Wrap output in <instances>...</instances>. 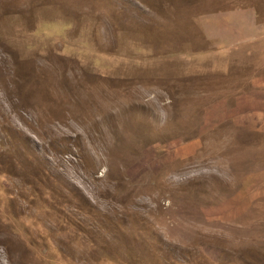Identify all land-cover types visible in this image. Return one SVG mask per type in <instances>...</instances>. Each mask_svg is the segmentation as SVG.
Instances as JSON below:
<instances>
[{
    "label": "rangeland",
    "instance_id": "obj_1",
    "mask_svg": "<svg viewBox=\"0 0 264 264\" xmlns=\"http://www.w3.org/2000/svg\"><path fill=\"white\" fill-rule=\"evenodd\" d=\"M241 9L264 21L0 0V264H264V27Z\"/></svg>",
    "mask_w": 264,
    "mask_h": 264
},
{
    "label": "crops",
    "instance_id": "obj_2",
    "mask_svg": "<svg viewBox=\"0 0 264 264\" xmlns=\"http://www.w3.org/2000/svg\"><path fill=\"white\" fill-rule=\"evenodd\" d=\"M224 18H237L236 27H264V21L259 22L257 12L253 9H241L237 11H230L229 13H225L222 15ZM224 25L229 27H233L235 25L231 24V22H224Z\"/></svg>",
    "mask_w": 264,
    "mask_h": 264
}]
</instances>
